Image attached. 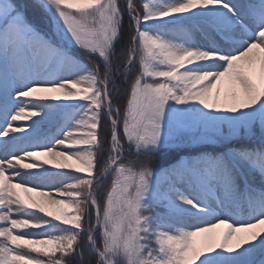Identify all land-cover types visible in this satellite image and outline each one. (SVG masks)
<instances>
[{
	"label": "snow or ice",
	"instance_id": "snow-or-ice-1",
	"mask_svg": "<svg viewBox=\"0 0 264 264\" xmlns=\"http://www.w3.org/2000/svg\"><path fill=\"white\" fill-rule=\"evenodd\" d=\"M39 7L0 0V264H264V0Z\"/></svg>",
	"mask_w": 264,
	"mask_h": 264
},
{
	"label": "rangeland",
	"instance_id": "rangeland-1",
	"mask_svg": "<svg viewBox=\"0 0 264 264\" xmlns=\"http://www.w3.org/2000/svg\"><path fill=\"white\" fill-rule=\"evenodd\" d=\"M259 181V180H258ZM67 183V181H66ZM46 191H50V189H45ZM16 192L20 195L21 198L25 199L27 201L28 196H33L35 199L39 200H44L46 199V197H40L39 194L37 192H25L22 188H16ZM60 196H56V199H60ZM63 207L65 211L67 212H71L72 209L66 206H52L50 207L48 210L49 211H53V212H58L59 208ZM244 208L239 209V212L241 214L244 213ZM259 227H264V224L260 225ZM223 228L224 226H219L217 229H214L211 233H201L198 234V236L195 238V241L197 243L198 246H203V244L206 242L207 239L211 238V239H215L218 241L220 235L223 232ZM253 230H258V229H253ZM252 231V230H249ZM241 235H247L246 231H242ZM38 239V238H37ZM24 242V241H22ZM36 247H38L39 245H34Z\"/></svg>",
	"mask_w": 264,
	"mask_h": 264
},
{
	"label": "trees",
	"instance_id": "trees-1",
	"mask_svg": "<svg viewBox=\"0 0 264 264\" xmlns=\"http://www.w3.org/2000/svg\"><path fill=\"white\" fill-rule=\"evenodd\" d=\"M17 2L20 3L22 6L26 7V10L28 12V17H29L30 20H32V21H34V22H36L38 24L41 23V22L47 23V19H46L45 15H44V10L39 7L40 0H17ZM177 42H183V38L179 34L177 35ZM154 159H160V157H156ZM111 179H112V177H111V175H109L107 177L105 183L110 185ZM258 180L259 179L257 177L256 183L259 182ZM61 226H63V225L61 224ZM18 243L23 245L25 242L18 241ZM84 252H85V257H87L88 256V249L85 248Z\"/></svg>",
	"mask_w": 264,
	"mask_h": 264
},
{
	"label": "bare ground",
	"instance_id": "bare-ground-1",
	"mask_svg": "<svg viewBox=\"0 0 264 264\" xmlns=\"http://www.w3.org/2000/svg\"><path fill=\"white\" fill-rule=\"evenodd\" d=\"M42 159H48V157L47 156H43ZM68 163L72 164L73 165V168L80 167V165L78 164V162L75 161V160H69Z\"/></svg>",
	"mask_w": 264,
	"mask_h": 264
}]
</instances>
